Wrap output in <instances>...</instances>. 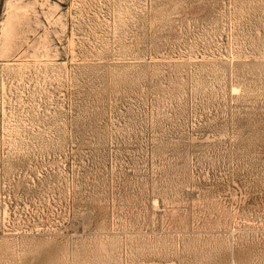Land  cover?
<instances>
[{
    "label": "rangeland",
    "instance_id": "obj_1",
    "mask_svg": "<svg viewBox=\"0 0 264 264\" xmlns=\"http://www.w3.org/2000/svg\"><path fill=\"white\" fill-rule=\"evenodd\" d=\"M0 264H264V0H0Z\"/></svg>",
    "mask_w": 264,
    "mask_h": 264
}]
</instances>
